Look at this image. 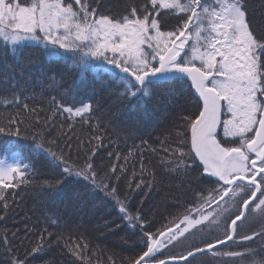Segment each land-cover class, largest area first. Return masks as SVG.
I'll return each instance as SVG.
<instances>
[{
    "label": "snow or ice",
    "instance_id": "snow-or-ice-1",
    "mask_svg": "<svg viewBox=\"0 0 264 264\" xmlns=\"http://www.w3.org/2000/svg\"><path fill=\"white\" fill-rule=\"evenodd\" d=\"M0 250L264 264V0H0Z\"/></svg>",
    "mask_w": 264,
    "mask_h": 264
},
{
    "label": "trees",
    "instance_id": "trees-1",
    "mask_svg": "<svg viewBox=\"0 0 264 264\" xmlns=\"http://www.w3.org/2000/svg\"><path fill=\"white\" fill-rule=\"evenodd\" d=\"M31 54L34 58L38 60L39 63L43 64L45 68L47 67H57L59 66L61 72V75H64L66 77L65 83L71 84L72 83V77L75 76V73H72L71 76L67 75V72L64 70V66L62 63H58L55 61H49L46 58L42 57L39 52H37L35 49H30L26 51V55ZM36 91L39 92V88H36ZM185 106V101L182 98H178L177 101V109L180 110ZM155 135H159V131H156ZM42 174H47L45 173V170L42 168ZM41 195V190L39 188H36L35 190H31L27 193H22V196L25 197V200L21 202V207H27L31 208L33 207V204L35 201H38L39 197ZM118 239V238H116ZM126 247V246H125ZM2 251V250H0ZM239 259V258H237Z\"/></svg>",
    "mask_w": 264,
    "mask_h": 264
},
{
    "label": "flooded vegetation",
    "instance_id": "flooded-vegetation-1",
    "mask_svg": "<svg viewBox=\"0 0 264 264\" xmlns=\"http://www.w3.org/2000/svg\"><path fill=\"white\" fill-rule=\"evenodd\" d=\"M225 259H227V258H225Z\"/></svg>",
    "mask_w": 264,
    "mask_h": 264
}]
</instances>
